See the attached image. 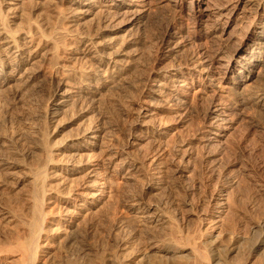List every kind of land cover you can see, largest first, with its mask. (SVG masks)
<instances>
[{"label":"rangeland","instance_id":"rangeland-1","mask_svg":"<svg viewBox=\"0 0 264 264\" xmlns=\"http://www.w3.org/2000/svg\"><path fill=\"white\" fill-rule=\"evenodd\" d=\"M21 1L20 3L22 4L19 3L18 11L20 14H22V17L21 19L16 20L17 22H15L14 24L17 28H27V15L30 16V20L32 21V23L43 21V28L46 30V32H51L48 30H50V28L53 30L55 27L54 24L57 25L59 23V21L55 18L57 17V14H55L56 12L53 10V1ZM125 2L126 4H129L128 6L130 7L131 4H134L133 2H136L135 4H138L139 0H126ZM168 2L169 0H163L160 2L158 1V3L156 1L149 6L146 5V7H143L141 4L134 5L130 8L133 11H130L129 13L124 15H120L106 22L103 21L101 12H98V8L96 9L95 7H92L93 9L90 8V11H86L87 13L81 14V9L77 7H73V9H65L66 12H69V15L71 13V18H74L75 22H73L74 24L72 23L74 26H72L71 28V30H73V33L76 32V30H78L77 32H86L90 30V32H92L93 34L98 33L100 39L102 40H110V38L114 39L115 35V38H124L123 42L126 45V47H124V52H126V54L129 56V59L130 57H132L134 60H129L128 65L131 68L126 75V80L129 81V83L125 82L126 89L128 90L123 91L118 89H105L103 91H100V93H98L93 98L94 100L92 99L94 102L92 100L90 101L88 112L86 111L85 114L82 113L81 106L77 104L70 105L66 109L67 112L64 110L66 114L63 113L64 111H62V115H60V113V116L58 115L56 117V119L58 120L59 118V120H56L54 124L50 122V124L53 125H49L50 127H47V129L45 128L46 126L44 122H42L43 119L39 111L41 110L40 106H44V101L47 97L46 94H48L46 91H49L47 90V88L49 87L45 85V83H39L40 85H42L41 88H39L38 86H31L32 89H30V87H28V89L23 90L18 97H14L10 91L8 96H6V99L4 98L5 100L3 99V102H1L0 125L2 123L3 124L0 126V134H7L6 136L11 134L13 135V130L10 129H15V142L13 143L17 145L15 146V144L13 145L11 143V145L13 146L10 145V153L7 152V154L11 157V159L15 160L16 163H18V168L16 170V176L14 175L10 178H7L4 182V185L0 188V203L4 204L6 208H9L8 210L10 214H5V216L9 219L11 218L10 220L6 219L0 221V247L4 246V249L0 248V251L3 250L2 252H0V264H22V262L20 261L22 259V255L19 253V251H17L16 248L14 250V247H12V249L10 247L15 246L17 237L14 236H18L16 232H19V235H21L23 232L24 235L27 232V230H25L26 227H22L24 225L17 221L21 220L19 218H21L22 216V214L18 215L19 213H22V211L18 212V210H21L24 207L26 210L23 209V211H30L27 199L25 198H30L31 194H28L32 193L30 189L33 188V183H31L30 178H27L29 177L27 176V171L29 169L27 168V166L29 167L37 164V162L39 161V153L35 147L37 144V141H35L36 137L31 130L33 128L40 130L44 126L43 128L46 129V132H48V134H54L53 137L54 140H58L57 143L65 138L68 141L66 140L63 142L67 145L70 143V141H72L74 134L79 132L78 127H80V129L82 130L83 127L80 126V124L83 126H89V124H92L91 126H96L97 123L100 128H105V130L103 131L105 132L104 134L106 138H108V140H112V143L117 148H128V145L126 144L128 142V134L132 133L131 121H133V118L129 115L132 111L131 108L134 107L132 101L136 99L139 92H141L142 90L147 91L150 87V84L153 82L151 81L148 86H142L141 80L144 77L145 68H148L153 59L157 56V54H159V51L157 54L155 51L157 47L156 44L161 35L164 33L168 26L177 25L181 20L175 19L168 6ZM58 5L63 8H67V4L65 2H62V4L60 3ZM24 10L26 11L25 13ZM135 10H139L138 15L136 12H134ZM33 19H35V21H33ZM256 21L257 17H253L248 12H246L241 20L238 19L234 22L230 18H227L225 16H221L220 18L211 17L204 22L202 27L194 30L193 28H187L185 21H183V25L180 26L181 28L179 27L176 30L180 32L177 33V36L172 39L170 46L167 48L168 50L165 49V46H163L164 51L167 52L166 54H168V57L165 60L164 64H182V66H184L185 62L187 63L188 58H190V56L195 54L196 52L205 51L207 52V54H212L215 47L220 43L227 42L228 44H231L235 41L239 42L241 39H243L244 35L248 33V29ZM58 25H60V23ZM224 25L228 28L223 38L219 37L218 32L210 33V31H212L214 27H217L219 30H221L220 28H222ZM24 28L22 30H26V28ZM228 31L233 34H230ZM258 33L259 32H256V34ZM238 34L239 36L237 37ZM118 35H123V37ZM162 51L163 49H161V52ZM127 60L128 58H126V61ZM259 67L260 65L258 64L256 68V75L248 82L252 83V87L255 86V89L263 87L261 86L262 84L259 83V81L261 82V80L264 78V70L261 67L259 69ZM258 74L259 78L257 79L256 77ZM214 80L212 81L213 85L210 84L212 91L209 87L206 88L204 94H199L200 96L198 95V98H190L191 100L187 104L188 107L185 108V111L182 110L180 112L181 116L174 115L168 110H161L157 112L155 116V130H152L154 131L153 136H155L156 139L151 135H146L142 132L141 139L137 140L136 144L132 145L130 148L125 149V151L127 150L128 154H130V156L134 158L140 166L141 164L139 162H144V164L138 169L133 168V171L128 177L129 179L115 176V173H113V179L115 178L118 183H114L111 187L106 182V178L108 175H111L112 168L106 169L105 172L98 157L91 158V160L88 161L93 164L92 166L96 165V168L98 165L97 172L93 171L89 173V171H87L88 169L84 167L82 168L81 166L80 168L78 163V167H75L71 163L63 165V168H69L73 170L70 173L65 174V176L62 174H58L52 179L51 184L55 183V185H52V187H59H56L55 189L59 196L55 197V199L53 198L51 202L48 203L49 208L47 207V210H49L50 213L48 212L49 215L47 220L54 221L55 225L53 226H56L61 222L63 223L64 217H69L65 215V209L62 208V205L64 204V202L62 201L63 198L65 199V195H67L66 200H68L69 202L67 204L69 209H71V211L74 210L81 215L77 213L75 214L73 219L74 222L70 223L73 226V229L71 228L72 231L70 229L71 235L68 239V242H65L63 245L61 243L62 238L59 240L56 236V233H52V231L48 233L50 235L46 234L47 237L50 236L48 237L49 239H47L48 241L44 240V236V238L41 240V244L43 247L39 252L40 254H37V260L35 259L34 264H82V262L83 264H91V262L92 264H181L183 263V259H180L176 256L177 247H175L180 239L181 243L183 242L182 244H180V242L177 244L178 247H181V249H179L180 253L183 252L187 254V251L190 252L192 247H195L197 245L196 247L198 249L201 248L200 250L206 252L207 255L212 254L214 255V257L225 260L228 264H238L243 262V260L247 256V252L248 254L250 253L251 246H253L258 241L259 237L262 236L264 232V114L260 111H256L251 106L237 108L233 107L234 103L236 104L235 101L237 99H232L231 101L230 97H225L224 86L226 85L227 81L225 82L224 80H220L218 74L215 75ZM262 83L264 84V82ZM42 88L44 89V91L42 90ZM116 94L117 96H115ZM212 95H214L215 97L213 96V99L211 100ZM212 101H214V103L216 102L215 104H217L218 109L227 112V116L231 121L230 128L228 130L229 138H227V141H225L226 143L224 142L223 144H219L214 142L207 147L201 141V137H203V135L209 136L211 134L208 131H205L206 128H204L203 126L202 117L205 110L212 103ZM28 105H30L31 107L33 106V109ZM27 107H29L30 109H28ZM31 110L34 112V114ZM77 113L80 116H78ZM89 115H92V117H90ZM64 118L66 120H64ZM67 118H70L71 120ZM241 119L244 121L242 122L244 125H242ZM79 122L81 123L78 124ZM22 123H24V125ZM41 125V128L38 127ZM57 126L58 129L54 131V128H57ZM26 129H28L29 131H26ZM156 129H161V131H158L156 133ZM21 131L23 134L21 133ZM161 132L164 133V135L162 137L157 136V134ZM229 133H231V135ZM20 135L21 137H19ZM68 136L70 139H68ZM18 139L19 141L16 142V140ZM23 140L24 143L22 144ZM252 141L254 142V144ZM216 144L217 146H215ZM159 146L160 148H158ZM15 147L17 148V150H14L16 149ZM24 149L25 151H23ZM157 149H162L161 152L165 153L159 161L162 172H160V175L152 176L151 174L152 171H154V166L148 165L150 163L149 157H151L152 154L157 151ZM19 150L20 154L16 153L17 151L19 152ZM31 151H33V154L29 157H25L26 155H29ZM97 151L98 150H96V152ZM16 154H18L19 156ZM36 154H38L37 158L33 157L36 156ZM93 154H90L89 156ZM179 154L181 155V157ZM87 156L86 154L79 156V159L78 156H76V159H74V161L72 162H78L79 160L83 162L85 160V163L87 161V159H85ZM30 158H32V160H30L29 163L28 160ZM27 162L29 165L27 164ZM29 181L30 183H27ZM82 183L84 184L82 185ZM60 184L63 185L60 187ZM77 184L81 187L79 186L78 188ZM116 185L119 186L117 187ZM49 188L51 187L49 186ZM54 188L55 187H53V189ZM71 188L74 189L72 190ZM68 194H70V197ZM60 196L62 197V199L60 198ZM135 196L139 198L140 204L132 207L133 209L129 208L128 206L131 203V198H136ZM222 198H226V201L224 202H228L229 204L226 203L223 212L218 215V213L216 214L213 212V208L210 205L217 203V199ZM187 202H189L190 205L184 204ZM207 209L209 212L207 211ZM187 211L189 212L187 213ZM14 215L20 217H18L17 219V217ZM12 217L16 218L12 220ZM159 217L162 218V220H160L158 223L157 221H151L152 219H158ZM80 218H82L83 220ZM176 218L179 219L182 225L175 228V226H177V222L175 221ZM222 218L223 220H221ZM165 220L166 222L164 223L163 221ZM171 220L174 222H170ZM160 222H162V224ZM14 231L16 232L14 233ZM219 234H221V237L219 236ZM188 237L189 241L187 240ZM178 238L179 240H177ZM215 238L219 239L214 242ZM184 239L186 240V242H184ZM237 239L239 242L237 241ZM173 240L175 242H173ZM13 241H15L14 245L12 244ZM138 241L141 242L138 243ZM10 243L11 246L9 247ZM184 243L186 246H188L187 244L190 243L193 246L189 245V247H185L183 245ZM170 245H172L173 247ZM68 246H70V248H67ZM5 247H9V249ZM12 250L14 253L12 252ZM145 253L148 258L146 255L144 256ZM77 254H79V256ZM149 254L151 255L149 256ZM256 255H251V258L248 257V264H263V262L261 261L262 259H259L261 258V256L259 254ZM95 256L97 258H95ZM155 256L157 258H154ZM166 257L169 259L167 260ZM153 258L154 260H152ZM68 261L70 262L68 263Z\"/></svg>","mask_w":264,"mask_h":264},{"label":"bare ground","instance_id":"bare-ground-1","mask_svg":"<svg viewBox=\"0 0 264 264\" xmlns=\"http://www.w3.org/2000/svg\"><path fill=\"white\" fill-rule=\"evenodd\" d=\"M20 1L21 0H0V107H1V102H3L4 98L6 99V96H8L10 91L14 97H18L20 95V93L23 90L28 89V87H30V89H32L31 86H34V87L38 86L39 88H41L42 85H40L39 83H45V85H47L49 87V88H47V90H49V91L45 90L48 94H46L47 97L44 101V106L43 107L40 106L41 110H39V111H40V115L42 116V119H43L42 122H44V124L46 126L45 128L47 129V127H50L49 125H53L54 122H56V120H57L56 117L62 111H64V110L66 111V109L70 105L77 104V105L81 106L82 113L85 114L86 111L88 112V109L90 106V101L98 93H100V91H103L105 89L106 90L107 89H118V90H123V91L128 90V89H126V85H125V82L129 83V81L126 80L127 79L126 75L128 74V72L131 69L128 66L129 60H133L132 57H130V59H129V56L126 54V52H124V47H126L125 43L123 42L124 38L118 37L119 38L118 39V38H115L116 37V35H115L114 39L110 38V40H102V39H100L98 33L93 34L92 32H90V30L86 31V32H82V31L77 32L78 30H76V32L73 33L72 32L73 30H71V28H72V26H74L73 22H75V21H74V18H71V16H70L71 13L69 15V12H66L65 9H71V8L73 9V7H77L79 9H81V11H80V14H81V13H87L86 11H88L92 7H95L96 9L98 8V12L99 11L101 12L103 21L106 22V21H110L111 19L116 18L120 15H124V14L129 13L130 11H133L130 8L133 7L134 5L141 4L143 7L144 6L146 7V5L149 6L150 4H152L156 1L158 3V1L160 2L163 0H139L138 4H135L136 2H133L134 4H131L130 7L128 6L129 4H126V2H125L126 0H50V1H53V4H54V5L52 4V6H54L53 10L56 12L55 14H57V17H55V18L60 23V25H58L59 23L57 25L54 24L55 27L53 30L51 28H50V30H48L51 32H46V30L43 28L44 27V25L42 23L43 21L32 23V21L30 20V16H28L27 14H25V15H27L26 16V21H27L26 25L28 24L27 28L25 27L26 30H22L24 27L22 29L17 28L14 24H15V22H17L16 20L21 19V17H22V14H20L18 11V6H19ZM22 1H24V0H22ZM26 1H28V0H26ZM59 2L61 4H62V2H65L67 4V8L66 7L63 8V7L59 6L58 5V4H60ZM20 4H22V3H20ZM27 6H29V5H27ZM168 6H169L172 14L174 15L175 19H179V20L181 19V20L177 25L168 26L167 29L164 31V33L161 35L160 39L158 40V42L156 44L157 47H156L155 52L157 54L159 51V54H157V56L155 55L156 57L153 59L150 66L148 68H145V74H144L143 79L141 80L142 86L143 87L148 86V84L151 81H153V82L150 84V87L147 91L142 90L141 92H139L136 99L134 101H132L133 102L132 104L134 107L131 108L132 111L129 114L130 117L133 118V121L130 120L132 122L131 123L132 133H130V134L126 133L129 135L128 140H127L128 142L126 143L128 145V148H130L132 145L136 144L137 140L141 139V137H142L141 133L142 132L146 135H151L153 138L156 139V137L153 136L154 131H152V130H155V125H156L155 124V120H156L155 116H156L157 112H159L161 110H168L169 112L173 113L174 115L181 116L180 112L182 110L185 111V108L188 107L187 104L189 103V101L191 99H193V98L195 99L199 94L200 95L204 94L206 88H209L210 84L213 85L212 81L214 80L216 74L219 75L220 80H222V81L224 80L225 82L227 81L226 85L224 86L225 97H227V98L230 97L231 101H232V99H234V100L237 99L235 101L236 104L234 103L233 107L237 108V107L251 106L256 111H260L261 113L264 114V84L262 83V82H264V78L262 80L260 79L261 82L259 81V83L262 84L261 86H263L262 88H259V89L258 88L255 89L254 88L255 86L252 87L253 86L252 83H248L256 75V68H257L258 64L264 70V0H256V1H253V0H169ZM27 10H29V9H27ZM25 12L26 11L24 10V13ZM134 12H136L138 15L139 10H135ZM246 12L251 14L253 17H257V21L254 22V24L248 29V33L245 34L243 39H241L239 42L235 41L231 44H228L227 42L220 43L216 47L214 46L215 49L213 50L212 54H207V52H205V51L204 52H202V51L196 52L195 54L191 55L190 58H188L187 63L185 62V65H184L185 67L182 66V64L181 65L166 64V63L164 64L165 60L168 57V54H166L167 52L164 51L163 46H165V49H167L170 46L172 39L177 36L176 35L177 33L180 32V31H176V30L180 26L183 25V23H182L183 21H185L187 28H193V30H194V29H199L200 27H202L204 22L207 19H210L211 17L220 18L221 16H225L227 18H230L234 22L238 19L241 20L242 17L246 14ZM28 13H31V12H28ZM55 14H53V15H55ZM57 20H55V21H57ZM89 20H90V18H89ZM224 20H226V19H224ZM33 21H35V19H33ZM36 21H38V20H36ZM20 22H22V21H20ZM104 22H103V24H104ZM54 23H56V22H54ZM227 28L228 27L224 25L222 28H220L221 30H219L217 27H214L212 29V31H210V30L209 31H210V33L218 32L219 37L223 38V36L225 35V33L227 31ZM256 32H259V33L256 34ZM230 34H233V33H230ZM239 34L237 35V37L239 36ZM146 35H149V34H146ZM118 36L123 37V35H118ZM237 39H239V38H237ZM161 49H163L164 52L163 51L161 52ZM126 58H128L127 61H126ZM260 67H259V69H260ZM228 74H230V75H228ZM256 78L257 79L259 78V74L257 75ZM128 79H129V77H128ZM253 81H255V80H253ZM44 87H46V86H44ZM210 89H211V87H210ZM238 89H239V91H238ZM42 90L44 91L43 88H42ZM211 91H212V89H211ZM26 92H30V91H26ZM117 94L115 96H117ZM124 94H126V93H124ZM214 95H212L211 100L213 99ZM105 97H107V96H105ZM209 102H211V101H209ZM215 103H214V101H212V103L208 107L206 106L207 109L206 110L204 109L205 112H204V115L202 117L203 126H204V128H206L205 131H208L211 134L209 136L203 135V137H201V141L207 147L210 146L211 144H213L214 142L219 143V144H223L225 141H227V138H229L228 130L230 128V121L231 120L228 118L227 112L218 109L217 104H215ZM9 104H10V102H9ZM40 105H42V104H40ZM112 105H113V103H112ZM202 105H204V104H202ZM8 106H10V105H8ZM28 106L31 107L30 105H28ZM121 106H122V104H121ZM29 107H27V108L30 109ZM73 107H75V106H73ZM103 107H105V106H103ZM71 108H72V106H71ZM77 108H78V106H77ZM231 108H229V109H231ZM18 110H20V109H18ZM37 110H38V108H37ZM65 111L63 113H65ZM33 114H34V112H33ZM255 114H253V115H255ZM60 115H62V113ZM77 115L80 116L78 113H77ZM89 116L92 117V115H89ZM171 116H173V115H171ZM251 118H253V117H251ZM255 118H257V117H255ZM67 119H70V118H67ZM72 119H73V117H72ZM58 120H59V118H58ZM64 120H66V119L64 118ZM39 121H41V120H39ZM50 122L53 124H50ZM109 122H111V121H109ZM173 122H174V120H173ZM242 122H244V121L242 120L241 123ZM60 123H62V122H60ZM80 123L81 122H79L78 124H80ZM22 124L24 125V123H22ZM47 124H48V126H47ZM85 124H86V122H85ZM91 125L89 124V126L88 125L83 126L80 124V126L83 127L82 130L80 129V127H78L79 132L74 134L72 141L69 140L70 143L67 145H66V143L63 142V141L67 140L65 138L62 141H60L59 143H57L58 140L57 139L54 140V137H53L54 134L52 132H51L52 134H48V132H46V129L43 128L44 126L43 127H42V125L38 126L40 128L42 127L41 128L42 130L41 129L39 130L36 128L34 129L32 127L33 129L31 131L33 132V134L36 137L35 141H37L36 142L37 144L35 143L36 144L35 147L39 153V161L37 160L38 161L37 164L33 163L36 166L32 165V166L28 167L27 164L30 160H32V158H30L29 160L26 159V160H28L26 166H27V168H29L27 171V176H29V177H27V178H30L31 183H33L32 184L33 188L31 187L33 190L30 189V191H32V193L27 192V193H29L28 195L31 194L30 198H25V199H27L30 211L29 212H28V210L23 211V209L26 210L24 207L21 210L17 209L18 212L22 211V213L18 214V215L22 214L21 218H19L21 220H19L17 222H20L22 225H24L22 227H24V228L26 227L25 230H27V232H26V234L23 235L24 232L22 231L23 233L21 232L22 233L21 235H23V236H21V235H19V232L14 231V233L16 232L18 234V236H14V237H17L16 242L13 241V243H12L14 245V242H15V246H11V243L9 245V247L11 246L10 247L11 249H12V247H14V250L16 248L17 251H19V253L22 255V259L19 258V259H21L20 261L22 262V264H34L35 263V259L37 258V254L40 252L41 248L43 247L41 244V240L45 236L44 240L48 241L47 239H49L48 237H50V236L47 237L46 234H48L49 232L52 231V233H56V236L58 237L59 240L62 238L61 239L62 245L65 242H68V239L71 235V231L73 229L72 228L73 226L70 223L74 222L73 219H74V216L77 212L74 210L71 211V209H69V207L67 205L69 202H68V200H66L67 195H65L66 196L65 199L63 198L62 202H64V204L62 205V208L65 209V210L63 209L65 211V215H67L69 217L68 218L62 217L63 223L62 222L60 224L57 223L58 225H56V226H53V225H55L54 221H48L47 220L48 215H49L48 212L50 213V211L47 210L48 203H50L53 198L55 199V197L59 196L57 191L55 190L56 187H58V186H53V187H55L54 189L52 187V185H55V183L51 184L52 179L58 174L59 175L62 174L65 176V174H68L73 170V169H69V168H63L64 164L71 163L75 167H78V164H79V167L81 166L82 168L84 167V168L88 169L87 171H89V173L93 172V171L97 172L98 165L96 168V165L92 166L93 164L91 162H88V161L91 160V158L98 157L101 161V165L104 168V171L106 169L112 168L111 175H108L106 178V182L111 187L114 183H116V184L118 183L115 178L113 179V177H114L113 173H115V176H119V177H122L124 179H129L128 177L130 176L131 172L133 171V168L138 169L139 167H141L144 164L143 161L139 162L141 164V166H140L137 163V161L134 158H132L130 156V154H128L127 150L125 151V149H128V148L119 149L120 147L117 148L112 143V140H110V139L108 140V138H106V136L104 134L105 132L103 131V130H105V128L104 129L102 127L100 128L97 125V123H96V126H91ZM242 125H244V124L242 123ZM159 126H160V124H159ZM14 127H16V126H14ZM18 127H20V126H18ZM21 128H20V130H21ZM56 129H58V126H57V128H54V131ZM10 130H13L12 131L13 135L11 133H10L11 135H8V136H6L7 134L6 135L0 134V188L4 185V182L7 178H10L16 174V170L18 168V163H16L15 160L11 159V157L7 154V152L10 153L9 147H10L11 143L13 145L15 144V143H13V142H15V140H14L15 139V137H14L15 129H10ZM117 130H119V129H117ZM26 131H29V130L26 129ZM158 131H161V129L160 130L156 129V133ZM16 133H17V131H16ZM21 133H22V131H21ZM195 133H197V132H195ZM229 134L231 135V133H229ZM163 135H164V133H162V132L157 134V136H159V137L160 136L162 137ZM255 135H256V133H255ZM69 136H68V139H70ZM19 137H21V135ZM144 137H145V135H144ZM155 139H153V140H155ZM189 139H191V138H189ZM17 141H19V139L16 140V142ZM23 143H24V140L22 141V144ZM188 143H189V141H188ZM230 143H232V142H230ZM237 143H236V145H237ZM19 144H20V142H19ZM253 144H254V142H253ZM13 145H11V146H13ZM16 145L17 144H15V146ZM215 146H217V144ZM158 148H160V146ZM165 148H167V147H165ZM20 149H22V148H20ZM174 149H176V148H174ZM14 150H17V148ZM30 150H32V149H30ZM96 150H98V151L96 152ZM161 150L157 149V151L153 154L151 153L152 156L149 157L150 163L148 165L154 166V168H153L154 171H152V174H151L152 176L160 175V172H162L161 168H160L161 166L159 165L160 164L159 161L161 160V157L164 156L165 153L161 152ZM23 151H25V149ZM31 152L29 153V155L25 154L26 155L25 157L31 156L33 154V151H31ZM93 152H94V154H93ZM16 153L20 154V150H19V152L17 151ZM18 154H16V155H18ZM27 154H28V152H27ZM85 154H86V156L88 155L85 158V159H87V161L85 163H84L85 160L83 162H81V160L78 161L79 156H82ZM90 154H93L94 156L93 155L89 156ZM37 156H38V154H36V156H33V157L37 158ZM76 156H78V159H77L78 162H76V161L72 162V161H74V159H76ZM143 157H145V156H143ZM180 157H181V155H180ZM170 158H173V157H170ZM139 160H140V158H139ZM185 171H187V170H185ZM175 172H177V171H175ZM147 174H148V172H147ZM144 175H146V174H144ZM92 177H93V175H92ZM96 177H98V176H96ZM147 177H149V176H147ZM61 180H62V178H61ZM6 183H8V182H6ZM27 183H30V181ZM83 184L84 183H82V185ZM256 184H258V183H256ZM5 185H7V184H5ZM62 185L60 184V187ZM49 186L51 188H49ZM79 186L80 185H78L77 187L79 188ZM86 186H87V184H86ZM78 188H76V189H78ZM71 189L73 190L74 188H71ZM226 193H228V192H226ZM68 195L70 197V194H68ZM92 196H93V193H92ZM179 196H180V194H179ZM60 198L62 199L61 196H60ZM110 198H111V196H110ZM136 198H133V197L131 198V203L128 206L129 208H132V207L140 204L139 198H137V199ZM184 199H186V198H184ZM181 200H182V197H181ZM217 200H218L217 203L211 204L210 206L213 208L214 213H216V214L218 213V215H220V213H222L224 208H225V204L228 202H226V203L224 202V201H226V198L217 199ZM105 202H107V201H105ZM20 203H22V202H20ZM25 204H27V203H25ZM184 204L190 205L189 202L184 203ZM206 205H208V204H206ZM8 207H9V205H8ZM8 209L9 208H6L4 206V204L0 203V221L9 219L5 216V214L7 215L9 213ZM98 209H100V208H98ZM187 209H188V207H187ZM207 211H208V209H207ZM188 212L189 211H187V213ZM77 214H79V213H77ZM79 215H81V214H79ZM14 216H16V215H14ZM51 216H55V215H51ZM16 217L18 219V217H20V216H16ZM16 217H14V218H16ZM14 218L12 217V220ZM159 218L158 219H152L151 221L152 222L157 221V223H158L160 220H162V218H160V219ZM80 219H82V218H80ZM193 220H194V218H193ZM221 220H223V218ZM8 221H5V222H8ZM175 221L177 222V226H175V228L180 227L182 225L178 218H176ZM147 222H148V220H147ZM163 222L165 223L166 220ZM170 222H174V221L171 220ZM160 223L162 224V222H160ZM263 223H264V221H263ZM18 225H20V224H18ZM138 225H139V223H138ZM15 226H16V224H15ZM79 226H81V225H79ZM70 229H71V231H70ZM198 229H199V227H198ZM173 230H176V229H173ZM249 233H251V232H249ZM48 235H50V234H48ZM220 235L221 234H219V236ZM256 235H257V233H256ZM138 236H140V235H138ZM219 236H217V237H219ZM171 238H172V235H171ZM217 239H219V238H215L214 242ZM174 240H173V242L176 241V240L175 241ZM177 240H179V238ZM180 240H179V242H180V244H182L183 242L181 243ZM187 240L189 241V237ZM237 241H238V239H237ZM139 242H141V241H138V243ZM184 242H186V240ZM187 243H189V242H187ZM177 244L176 245L174 244L175 247H177L176 250H177L178 255L176 254V256L179 257L180 259H183V263H181V264H228L225 260L218 258V257H214V255H212V254L207 255L206 252H204L203 250H200L201 248L198 249L196 247L197 245L194 247L191 243L187 244L188 246H186L185 243L183 244L185 247H189V245L193 246L192 249L190 250V252L187 251V254L183 253V252L180 253L179 249H181V247H178ZM170 246H172V245H170ZM3 247L4 246H2L0 248H3ZM9 247H5V248L9 249ZM67 248H70V246H68ZM202 248H204V247H202ZM211 249H209V250H211ZM238 249H239V247H238ZM2 251H0V252H2ZM138 251H139V249H138ZM229 251H230V249H229ZM12 252H13V250H12ZM256 254H259L261 256V258H259V259H262L261 261L264 264V232H263L262 236L259 237L258 241L253 246H251V251L249 254L247 252V254H246L247 256L245 255L246 257L243 260V262L238 263V264H248V257L251 258L250 257L251 255H256ZM77 255L79 256V254H77ZM145 255H146V253L144 254V256ZM150 255L151 254H149V256ZM152 256H154V255H152ZM19 257H21V256H19ZM167 257H169V256H167ZM95 258H97V257L95 256ZM147 258H148V256H147ZM154 258H157V257L155 256ZM154 258L152 260H154ZM92 259H94V258H92ZM168 259L169 258H167V260ZM69 262L70 261H68V263ZM14 264H16V263H14ZM82 264H83V262H82ZM91 264H92V262H91Z\"/></svg>","mask_w":264,"mask_h":264}]
</instances>
